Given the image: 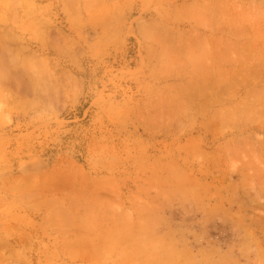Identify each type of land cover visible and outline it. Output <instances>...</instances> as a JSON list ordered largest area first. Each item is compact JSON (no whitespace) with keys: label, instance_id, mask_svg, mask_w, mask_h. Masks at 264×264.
<instances>
[{"label":"rangeland","instance_id":"374dc122","mask_svg":"<svg viewBox=\"0 0 264 264\" xmlns=\"http://www.w3.org/2000/svg\"><path fill=\"white\" fill-rule=\"evenodd\" d=\"M0 48V264H264V0H0Z\"/></svg>","mask_w":264,"mask_h":264},{"label":"bare ground","instance_id":"6f19581e","mask_svg":"<svg viewBox=\"0 0 264 264\" xmlns=\"http://www.w3.org/2000/svg\"><path fill=\"white\" fill-rule=\"evenodd\" d=\"M8 1H9V0H8ZM11 12H12V11H11ZM2 46H3V45H2ZM2 48H3V47H2ZM4 48H5V45H4ZM0 50H2V49L0 48ZM7 50H8V49H7ZM7 50H5V51H7ZM5 51H4V52H5ZM2 53H3V51H2ZM0 54H1V53H0ZM3 54H4V53H3ZM3 56H4V55H3ZM5 57H6V56H5ZM2 58L4 59V57H2ZM5 59L7 60V57H6ZM1 60H2V59H1ZM1 60H0V61H1ZM3 61H5V60H3ZM1 62H2V61H1ZM3 63H4V62H3ZM1 64H2V63H0V65H1ZM218 64H220V63H218ZM3 68H6V71H7V68H8V67H5V66H4V67L0 68V70L3 69ZM254 68H255V67H254ZM254 68H253V70H254ZM245 70H246V68H245ZM3 71H5V69H4ZM3 71H1V72L3 73ZM12 71H13V70H12ZM211 72H212V71H211ZM242 72H243V71H242ZM244 72H245V71H244ZM244 72H243V73H244ZM246 72H248V71L246 70ZM2 73H1V74H2ZM7 73H8V72H7ZM238 73L240 74L241 72H238ZM250 73H251V72H250ZM241 74H242V73H241ZM252 74H254V73L252 72ZM6 75H7V74H6ZM6 75H5V76H6ZM9 76H10V74H9ZM13 77H14V76H13ZM4 78H6V77H4ZM9 79H10V78H9ZM11 79H12V77H11ZM4 82H6V81H4ZM7 82H8V81H7ZM190 83H191V82H190ZM248 83H249V82H248ZM250 83H251V82H250ZM5 84H7V83H5ZM205 84H206V83H205ZM0 85H1V84H0ZM3 85H4V84H3ZM250 85H251V84H250ZM200 86H201V85H200ZM197 87H198V86H197ZM1 88H2V87H1ZM211 90H212V89H211ZM200 91H201V90H200ZM212 91H213V90H212ZM201 92H202V91H201ZM205 92H206V90H205ZM213 92H214V91H213ZM249 93H250V92H249ZM186 94H187V93H186ZM197 94H200V93H197ZM203 94H204V93H203ZM205 94H206V93H205ZM210 94H211V93H210ZM194 95H195V94H194ZM213 95H214V94H213ZM185 96H186V95L184 94V97H185ZM195 96H196V95H195ZM198 96H199V95H198ZM200 96H201V95H200ZM191 97H194V96H191ZM263 97H264V94H263ZM205 98H206V97H205ZM205 98H204V99H205ZM207 98H208V97H207ZM214 98H215V97H214ZM257 98H259V97H257ZM257 98H256V99H257ZM189 99H190V98H189ZM201 99H203V97H202ZM256 99H255V100H256ZM193 100H194V99H193ZM197 100L200 101V98H199V99L197 98ZM205 100H207V99H205ZM209 100H210V99H209ZM209 100H208V101H203V102H204V103H206V102L208 103ZM226 100H227V99H226ZM255 100H254L253 102H255ZM258 100H261V99H260V98L257 99L256 102H258ZM214 101H215V100H214ZM261 101H262V100H261ZM186 102H187V101H186ZM196 102H197V101H196ZM215 102H216V101H215ZM223 102H224V101H223ZM187 103H188V102H187ZM207 103H206V104H207ZM211 103H212V102H211ZM211 103H209V104H211ZM216 103H217V102H216ZM251 103H252V102H251ZM263 103H264V102H261L260 104H263ZM217 104H219V103H217ZM246 104H247V103H246ZM248 104H250V103L248 102ZM252 104H253V103H252ZM254 104H255V103H254ZM188 105H189V104H188ZM211 105H212V104H211ZM215 105H216V104H215ZM227 105H228V104H227ZM230 105H231V104H230ZM255 105H256V104H255ZM263 105H264V104H263ZM184 106H185V104H184ZM186 106H187V105H186ZM232 106H233V105H232ZM249 106H250V105H248V106L246 105L247 109H252L251 107L249 108ZM253 106H254V105H253ZM256 106L258 107V105H256ZM261 106H262V105H261ZM187 107H188V106H187ZM189 107H190V106H189ZM189 107L187 108V110L189 109ZM198 107H199V106H198ZM209 107H210V106H209ZM212 107H213V105H212ZM234 107H235V106H234ZM234 107H233V108H234ZM239 107H241V106H239ZM257 107H256V108H257ZM185 108H186V107H185ZM213 108H214V107H213ZM225 108H226V107H225ZM235 108H236V107H235ZM235 108H234V109H235ZM237 108H238V106H237ZM241 109H244V107L241 108ZM263 109H264V108H263ZM191 110H192V108H191ZM205 110H206V106H205ZM207 110H208V109H207ZM215 110H216V109H215ZM223 110H224V109H223ZM226 110H227V109H226ZM226 110H224V111H226ZM238 110H239V108H238ZM239 111H240V110H239ZM239 111L237 112V109H236V112H234V113H236V114L238 113L237 115H240V114H239ZM241 112H242V111H241ZM209 113H210V112H209ZM242 113H244V112H242ZM232 114H233V112H232ZM232 114H231V112H230V113L225 112V113L223 114V117H226L225 115L230 116V115H232ZM244 114H245V113H244ZM246 115H247V114H246ZM242 116H243V115H242ZM216 117H217V113H216ZM223 117H222V119H223ZM231 117H232V116H231ZM239 117L241 118V116H239ZM249 117H250V116H249ZM213 119H214V118H213ZM229 119H230V117H229ZM217 120H218V119H217ZM223 120H224V119H223ZM225 120H227V119L225 118ZM235 120H236V119H235ZM235 120H234V121H235ZM219 121H220V120H219ZM214 122H215V121H214ZM222 122H223V121H222ZM226 122H228V120H227ZM229 122H230V121H229ZM229 122H228V123H229ZM231 122L233 123V120H232V119H231ZM237 122H238V121H237ZM218 123H219V122H218ZM225 124H226V123H225ZM229 125H230V124H229ZM235 125H236V124H235ZM221 128H223V127H221ZM246 138H248V137H246ZM242 139H243V138H242ZM244 139H245V137H244ZM244 139H243V141H244ZM239 140H241V139H239ZM247 141H248V139H247L245 142H247ZM237 142H238V141H237ZM237 142H235V143L237 144ZM232 143H233V142H232ZM241 143H242V141H241ZM261 143H262V142H261ZM227 144H228V142H227ZM229 144H230V143H229ZM248 144H249V142H248ZM263 144H264V143H263ZM195 145H196V144H195ZM230 145H232V144H230ZM241 145H242V144H241ZM192 146H193V144H192ZM192 146H191V147H192ZM196 146H197V145H196ZM198 146H200V145H198ZM198 146H197V147H198ZM197 147H196V148H197ZM220 147H221V146H220ZM230 147H231V146H230ZM232 147H233V145H232ZM240 147H241V146H240ZM240 147H238V148H240ZM252 147H253V146H252ZM194 148H195V147H194ZM218 148H219V147H218ZM221 148H222V147H221ZM223 148H224V147H223ZM228 148H229V147H228ZM253 148H254V147H253ZM255 148H256V147H255ZM224 149H225V148H224ZM245 149H246V148H245ZM199 150H200V148H199ZM199 150H198V152H199ZM219 150H220V149H218V151H219ZM229 150H231V149H229ZM232 150H233V149H232ZM237 150H238V149H237ZM241 150L244 151V149H241ZM241 150H240L239 153H243V152H241ZM221 151H222V150H221ZM230 152H231V151H230ZM234 153H235V152H234ZM231 154H232V153H231ZM235 154H236V153H235ZM237 154H238V153H237ZM237 154H236V155H237ZM253 154H254V153H253ZM259 154H260V153H259ZM202 155H203V154H202ZM246 155H248V154H246ZM250 155H252V154H250ZM207 156H208V155H207ZM228 157H229V156H228ZM209 158H210V156H209ZM211 160H212V159H211ZM217 160H218V159H217ZM27 183H28V182H27ZM27 183H26V184H27ZM28 185H30V183H28L26 186H28ZM261 218H262V217H260V219H261ZM263 218H264V217H263ZM263 218H262V219H263ZM263 226H264V225H263ZM263 228H264V227H263ZM247 234H249V233H247ZM248 237H250V236L248 235ZM252 237H253V236H252ZM248 239H249V238H248ZM251 239H252V238H251ZM249 240H250V239H249ZM247 241H248V240H247ZM256 241H257V240H256ZM257 242H259V241H257ZM254 244H255V243H254ZM262 245H263V244H262ZM250 247H251V246H250ZM250 247H249V249L252 248V247H251V248H250ZM260 247H261V245H260ZM170 249H172V248H170ZM262 249H263V248H262ZM262 249H261V251H262V253H263V250H264V249H263V250H262ZM172 250H173V249H172ZM174 250H175V249H174ZM216 252H217V251H216ZM226 252H227V251H226ZM258 252H259V250H258ZM202 253H203V252H202ZM208 253H209V252H208ZM208 253H207V254H208ZM217 253H219V251H218ZM259 253H260V252H259ZM207 254H206V255H207ZM220 254L222 255V253H220ZM220 254H219V255H220ZM227 254H228V253H227ZM263 254H264V253H263ZM209 255H210V253H209ZM225 255H226V253H225ZM231 255H232V253H231ZM202 256H203V255H202ZM206 257H207V256H206ZM215 257H216V256H215ZM207 258H208V257H207ZM209 258H210V256H209ZM223 258H224V257H223ZM226 258H227V257H226ZM224 259H225V258H224ZM207 260H209V259H207ZM216 260H217V259H216ZM262 261H264V260L262 259ZM262 261H261L260 263H262ZM188 262H189V261H188ZM190 262H191V261H190ZM238 262H239V260H238ZM192 263H193V261H192ZM216 263H217V262H216ZM218 263H219V262H218ZM188 264H189V263H188ZM222 264H223V263H222ZM251 264H252V263H251Z\"/></svg>","mask_w":264,"mask_h":264}]
</instances>
